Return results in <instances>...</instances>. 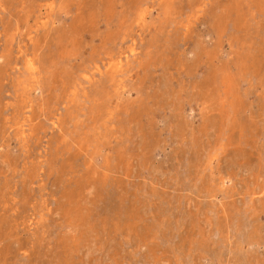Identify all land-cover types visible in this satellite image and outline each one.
<instances>
[{
	"label": "rangeland",
	"instance_id": "1",
	"mask_svg": "<svg viewBox=\"0 0 264 264\" xmlns=\"http://www.w3.org/2000/svg\"><path fill=\"white\" fill-rule=\"evenodd\" d=\"M0 264H264V0H0Z\"/></svg>",
	"mask_w": 264,
	"mask_h": 264
},
{
	"label": "bare ground",
	"instance_id": "2",
	"mask_svg": "<svg viewBox=\"0 0 264 264\" xmlns=\"http://www.w3.org/2000/svg\"><path fill=\"white\" fill-rule=\"evenodd\" d=\"M31 48V47H30ZM21 108V107H20Z\"/></svg>",
	"mask_w": 264,
	"mask_h": 264
}]
</instances>
